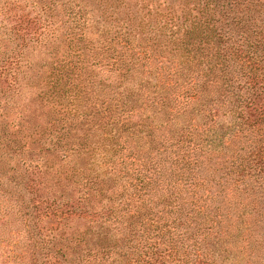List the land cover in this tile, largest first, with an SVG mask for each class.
<instances>
[{"label":"trees","instance_id":"trees-1","mask_svg":"<svg viewBox=\"0 0 264 264\" xmlns=\"http://www.w3.org/2000/svg\"><path fill=\"white\" fill-rule=\"evenodd\" d=\"M133 1L0 0V264H264V0Z\"/></svg>","mask_w":264,"mask_h":264},{"label":"rangeland","instance_id":"rangeland-1","mask_svg":"<svg viewBox=\"0 0 264 264\" xmlns=\"http://www.w3.org/2000/svg\"><path fill=\"white\" fill-rule=\"evenodd\" d=\"M171 1L172 0H169V2H171ZM173 1H175V0H173ZM155 2H157V1L156 0H134L132 2V5L133 6L134 5H137L138 7H143V6H146L147 7L149 5L152 6L153 3H155ZM128 3H129V1H127L125 4H128ZM175 3L177 4V1H175ZM108 5H110V4H108ZM119 17L122 18V16H119ZM146 20H145V22H146ZM35 56L37 57L36 59H38V61H40L39 64L42 65L44 63L43 58L41 60V58L38 55H35ZM33 61H34V65H35V67H34L35 72L36 71L41 72L40 67L37 66L38 65V62L35 61V60H33ZM30 74L32 75L31 71L29 72V75ZM145 76H147L146 72H145ZM24 143H25V141L23 140L22 141V144H24ZM52 162L56 163L54 160H52ZM84 166L85 165H83V163L80 162V163H78V166L77 167L78 168H83ZM92 170H93V175L94 176L95 175H99V182L100 183H104L107 187H110L111 191L103 192L106 195L107 194H111V192L115 190L114 188H112V184L110 183L111 181L116 180V182H118V183H120V182L123 183V182H125L127 180L126 176H124L125 173L119 174L120 176L117 175V174L114 175L113 172L108 173V169L107 168H104L103 167V169H102V168L98 167L97 165L93 166L92 167ZM105 182H107V183H105ZM118 187L119 188H117L116 190L121 191V185H119ZM66 194H70V191H68V193L66 192Z\"/></svg>","mask_w":264,"mask_h":264}]
</instances>
